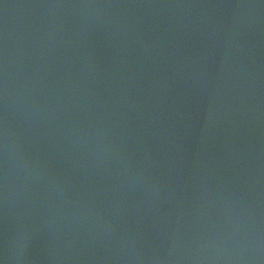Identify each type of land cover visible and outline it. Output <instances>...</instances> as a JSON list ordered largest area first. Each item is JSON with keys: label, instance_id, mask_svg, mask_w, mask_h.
Listing matches in <instances>:
<instances>
[{"label": "water", "instance_id": "95a60500", "mask_svg": "<svg viewBox=\"0 0 264 264\" xmlns=\"http://www.w3.org/2000/svg\"><path fill=\"white\" fill-rule=\"evenodd\" d=\"M0 264H264V0H0Z\"/></svg>", "mask_w": 264, "mask_h": 264}]
</instances>
